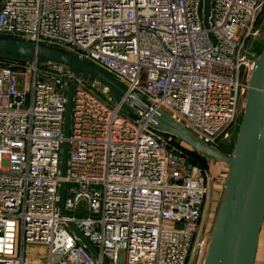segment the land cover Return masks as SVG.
Returning a JSON list of instances; mask_svg holds the SVG:
<instances>
[{
    "label": "built area",
    "instance_id": "obj_1",
    "mask_svg": "<svg viewBox=\"0 0 264 264\" xmlns=\"http://www.w3.org/2000/svg\"><path fill=\"white\" fill-rule=\"evenodd\" d=\"M203 2L0 0V37L66 49L127 88L116 103L105 85L62 63L0 58V264L202 258L213 178L150 123L159 108L210 147L230 140L264 0H210L207 28Z\"/></svg>",
    "mask_w": 264,
    "mask_h": 264
},
{
    "label": "water",
    "instance_id": "obj_2",
    "mask_svg": "<svg viewBox=\"0 0 264 264\" xmlns=\"http://www.w3.org/2000/svg\"><path fill=\"white\" fill-rule=\"evenodd\" d=\"M210 0L203 2V24L208 27ZM66 65L105 85L116 103L127 91L126 86L94 64L82 60L76 54L45 44L0 37V58L26 62L30 58ZM253 68L248 80L246 100L233 150L230 155L204 144L193 133L178 124L168 113L156 109L150 126L160 132L170 134L177 142H184L190 148L207 158L223 161L228 170L223 178L222 193L215 216L208 233L207 242L200 264H254L259 234L264 220V44L256 57H250ZM73 84L67 89L64 134H68ZM148 104L135 91L130 92ZM121 108L131 110L121 104ZM67 143L62 150L61 169L65 171ZM59 206L64 208V183L59 188ZM71 229L78 235L89 251L97 258V251L71 222ZM101 264H108L102 260Z\"/></svg>",
    "mask_w": 264,
    "mask_h": 264
},
{
    "label": "rangeland",
    "instance_id": "obj_3",
    "mask_svg": "<svg viewBox=\"0 0 264 264\" xmlns=\"http://www.w3.org/2000/svg\"><path fill=\"white\" fill-rule=\"evenodd\" d=\"M258 24H259L258 25L259 32H258L257 38L247 48L248 55L252 57H256L259 54L264 44V8H263V12L261 13L259 17ZM22 87H23L22 79L21 77H18V88L22 89ZM102 99L106 101V96L102 97ZM111 103L113 104V102ZM131 116L132 115H130V117ZM241 116H242V113L239 116L235 127L233 128V133H232L230 140L219 141L216 145H214V147H216L219 151L223 152L224 154L230 155L232 153L237 131L240 125ZM182 143L184 144V142ZM209 159L211 158L206 159L207 164H208L206 168L208 169V173L212 176L213 180H212L210 194H209L207 204L204 210L203 228H202V233L200 235L199 242L206 233H209V230L211 228V225H212V222L215 216V212H216V209H217L220 197H221L222 189H223L222 180L226 176L227 170H228V166L225 162L213 159L216 163L220 164V172L216 174V171L214 169L215 165L212 164L211 162L212 160H209ZM200 262H201V258L198 259L197 255H195L190 264H200Z\"/></svg>",
    "mask_w": 264,
    "mask_h": 264
},
{
    "label": "crops",
    "instance_id": "obj_4",
    "mask_svg": "<svg viewBox=\"0 0 264 264\" xmlns=\"http://www.w3.org/2000/svg\"><path fill=\"white\" fill-rule=\"evenodd\" d=\"M209 160H212L211 162L215 165L214 169L216 171V174H218L220 172V164L216 163L213 159ZM254 264H264V220L259 234Z\"/></svg>",
    "mask_w": 264,
    "mask_h": 264
},
{
    "label": "trees",
    "instance_id": "obj_5",
    "mask_svg": "<svg viewBox=\"0 0 264 264\" xmlns=\"http://www.w3.org/2000/svg\"><path fill=\"white\" fill-rule=\"evenodd\" d=\"M2 37H7V36H2ZM40 60H44L42 58H40ZM171 136V135H170ZM172 137V136H171ZM173 138V137H172ZM183 143L181 142V145ZM182 148L187 152L188 156H189V162L192 164H197L199 165L201 168H206L208 166L207 164V157H205L204 155H202L201 153L195 151L194 149L190 148L187 144H183Z\"/></svg>",
    "mask_w": 264,
    "mask_h": 264
},
{
    "label": "bare ground",
    "instance_id": "obj_6",
    "mask_svg": "<svg viewBox=\"0 0 264 264\" xmlns=\"http://www.w3.org/2000/svg\"><path fill=\"white\" fill-rule=\"evenodd\" d=\"M204 249H205V247H204ZM203 253H204V251H203ZM201 260H202V258H201Z\"/></svg>",
    "mask_w": 264,
    "mask_h": 264
},
{
    "label": "flooded vegetation",
    "instance_id": "obj_7",
    "mask_svg": "<svg viewBox=\"0 0 264 264\" xmlns=\"http://www.w3.org/2000/svg\"><path fill=\"white\" fill-rule=\"evenodd\" d=\"M211 186H212V181H211Z\"/></svg>",
    "mask_w": 264,
    "mask_h": 264
}]
</instances>
